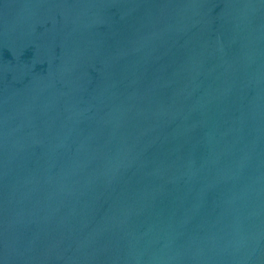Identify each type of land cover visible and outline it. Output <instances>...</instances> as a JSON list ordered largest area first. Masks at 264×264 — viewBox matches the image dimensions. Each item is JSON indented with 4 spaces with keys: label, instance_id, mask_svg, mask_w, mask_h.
Instances as JSON below:
<instances>
[{
    "label": "water",
    "instance_id": "water-1",
    "mask_svg": "<svg viewBox=\"0 0 264 264\" xmlns=\"http://www.w3.org/2000/svg\"><path fill=\"white\" fill-rule=\"evenodd\" d=\"M0 264H264V0H0Z\"/></svg>",
    "mask_w": 264,
    "mask_h": 264
}]
</instances>
